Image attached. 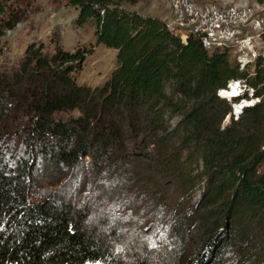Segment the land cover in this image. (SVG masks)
I'll use <instances>...</instances> for the list:
<instances>
[{
  "label": "trees",
  "instance_id": "obj_1",
  "mask_svg": "<svg viewBox=\"0 0 264 264\" xmlns=\"http://www.w3.org/2000/svg\"><path fill=\"white\" fill-rule=\"evenodd\" d=\"M66 1L116 65L79 83L94 47L32 42L0 67V264H264V58L240 69L140 0ZM7 3L0 41L22 14ZM239 78L251 95L218 94ZM130 208L152 245L122 248Z\"/></svg>",
  "mask_w": 264,
  "mask_h": 264
},
{
  "label": "rangeland",
  "instance_id": "obj_2",
  "mask_svg": "<svg viewBox=\"0 0 264 264\" xmlns=\"http://www.w3.org/2000/svg\"><path fill=\"white\" fill-rule=\"evenodd\" d=\"M66 2V0H8L10 10L20 9L22 14L14 29L8 30L0 41V67L9 68L16 65L27 45L32 42H43L50 50L57 43L69 51L77 46L94 47L93 52L87 55L83 69L77 75V81L93 86L104 83L116 65L117 50L102 43H96L94 26L88 22L79 24L78 9ZM142 2L144 3L140 5L139 1L135 7L143 14H150L151 0L149 2L142 0ZM173 88L174 82L167 81V90L170 94H173ZM251 101H257V99H251ZM234 115L236 118L237 113ZM174 119L177 120V118ZM229 119L226 117L225 123H228ZM198 194L199 191H196L195 199L198 198ZM120 205L124 204L120 201ZM136 215L132 208L121 212L123 217L121 222L125 228L122 236L123 249H127L129 245L138 247L146 238L149 245L155 242L154 232L145 231L144 227L148 226V222L141 220L133 223L131 221V216L136 217Z\"/></svg>",
  "mask_w": 264,
  "mask_h": 264
},
{
  "label": "built area",
  "instance_id": "obj_3",
  "mask_svg": "<svg viewBox=\"0 0 264 264\" xmlns=\"http://www.w3.org/2000/svg\"><path fill=\"white\" fill-rule=\"evenodd\" d=\"M171 18L167 21L170 30L180 34L186 41L189 34L200 37L205 49H228L240 69H251L259 57L264 58V0L257 5L196 0H168ZM235 87L237 93H253L246 79H231L227 87L218 89V94L228 99L223 92ZM233 103V112H241L251 99ZM239 108V109H238ZM238 114V113H237Z\"/></svg>",
  "mask_w": 264,
  "mask_h": 264
},
{
  "label": "crops",
  "instance_id": "obj_4",
  "mask_svg": "<svg viewBox=\"0 0 264 264\" xmlns=\"http://www.w3.org/2000/svg\"><path fill=\"white\" fill-rule=\"evenodd\" d=\"M148 2L150 0H147ZM197 1V0H196ZM216 2H224V3H239V4H249V5H257L258 3H261L262 0H211ZM140 5L144 2L140 0ZM199 3H205L201 1H197ZM150 3V14L151 15H157L158 17L162 18L166 22L171 18V9L169 2L167 0H151ZM139 5V8H140ZM136 8V7H135ZM139 10L138 8H136Z\"/></svg>",
  "mask_w": 264,
  "mask_h": 264
},
{
  "label": "bare ground",
  "instance_id": "obj_5",
  "mask_svg": "<svg viewBox=\"0 0 264 264\" xmlns=\"http://www.w3.org/2000/svg\"><path fill=\"white\" fill-rule=\"evenodd\" d=\"M228 92L224 91L223 94L226 95H230V96H235L237 94V89L235 87L228 89ZM239 109V108H238Z\"/></svg>",
  "mask_w": 264,
  "mask_h": 264
},
{
  "label": "clouds",
  "instance_id": "obj_6",
  "mask_svg": "<svg viewBox=\"0 0 264 264\" xmlns=\"http://www.w3.org/2000/svg\"><path fill=\"white\" fill-rule=\"evenodd\" d=\"M238 95H241V93H237L235 96H238ZM234 97V96H233ZM244 101V99H242V100H239L238 102H243ZM248 102H246L244 105H243V107L244 106H246V105H249V104H252V103H249L250 101L249 100H247ZM237 102V103H238ZM232 106H234V104H232ZM234 113H239V112H234Z\"/></svg>",
  "mask_w": 264,
  "mask_h": 264
}]
</instances>
